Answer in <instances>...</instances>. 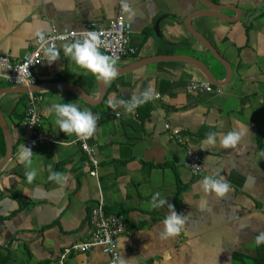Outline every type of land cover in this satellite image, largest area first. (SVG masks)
Listing matches in <instances>:
<instances>
[{
	"label": "crops",
	"instance_id": "0c3cea01",
	"mask_svg": "<svg viewBox=\"0 0 264 264\" xmlns=\"http://www.w3.org/2000/svg\"><path fill=\"white\" fill-rule=\"evenodd\" d=\"M129 2L134 15L124 13L136 53L118 60L114 80L79 68L64 56L65 42L56 48L59 60L45 56L35 68V84L15 86L0 77V115L15 148L4 166L0 151V264H61L62 256L63 264H111L100 246L66 251L90 237V213L100 201L126 225L116 264H165L166 254L167 264H256L264 253V244L255 243L264 231V0ZM122 12L120 0H0V55L19 59L37 30L106 25ZM203 80L216 90L188 89ZM149 89L152 99L132 112L120 104ZM30 94L42 96L44 129L64 140L77 134L55 124L54 104L75 101L101 115L90 139L97 167L79 144H42L32 148L37 176L28 181L18 153ZM232 130L241 139L224 148L220 140ZM209 132L218 133L214 145L206 143ZM188 147L203 153L200 176L185 165ZM51 171L67 179L50 180ZM207 175L223 176L229 192L206 193ZM156 192L186 217L174 237L161 238L171 210L150 206Z\"/></svg>",
	"mask_w": 264,
	"mask_h": 264
},
{
	"label": "built area",
	"instance_id": "2783aa9c",
	"mask_svg": "<svg viewBox=\"0 0 264 264\" xmlns=\"http://www.w3.org/2000/svg\"><path fill=\"white\" fill-rule=\"evenodd\" d=\"M87 31H95L101 37V50L106 54L118 57V60L136 53V47L131 43L132 26L122 12L115 19L104 25L102 23L88 22L81 29L59 30L53 27L48 34L43 33V39L36 36L35 44L27 50L19 59H13L9 55H0V77L6 78L11 84L33 85L37 81L35 68L45 60V50L49 47L57 48L60 43H70L82 38ZM188 89L196 93H208L216 90L209 81H191ZM219 89H217L218 91ZM220 91V90H219ZM159 96V94H157ZM28 107L23 117L25 127L24 143L31 148L42 144H79L87 156V161L98 165L94 145L90 143L91 137L81 138L78 135L71 140L60 138L55 132L45 130L42 122L40 102L42 96L30 94ZM175 137L183 144L178 130L174 131ZM185 165L196 176L204 172L203 153L198 147H188ZM91 235L86 241L77 243L66 251H89L93 247L100 246L104 252L111 256V264H116L119 258L117 250L118 238L126 231L125 222L116 214H108L105 211L104 202L100 201L90 213ZM61 257L60 263L63 264Z\"/></svg>",
	"mask_w": 264,
	"mask_h": 264
},
{
	"label": "clouds",
	"instance_id": "9594fccd",
	"mask_svg": "<svg viewBox=\"0 0 264 264\" xmlns=\"http://www.w3.org/2000/svg\"><path fill=\"white\" fill-rule=\"evenodd\" d=\"M122 11L134 15L133 9L129 0H120ZM35 35L43 39V32L37 30ZM64 56L70 57L74 63L81 69H85L93 74L98 80L108 83L118 76V57L106 54L101 51V37L95 31H87L82 38L76 39L73 42L65 43L63 45ZM46 59L52 63L59 60L60 51L55 47H49L45 50ZM151 90H145L141 96H133L130 101H120V104H125L128 112H132L136 107L148 102L152 99ZM109 104L113 101L109 100ZM55 113V124L59 129L66 134L75 133L81 138L91 137L97 130V123L101 119L99 113H93L90 109H82L75 101L59 102L53 105ZM218 133L209 132L206 137V143L214 145ZM241 139V134L232 130L227 132L220 140L224 148L235 147ZM33 149L26 144L20 146L18 158L21 163L25 165V175L29 182L35 180L37 170L32 167L33 164ZM51 168V165H49ZM50 180L57 183H63L67 176L59 171H51ZM202 187L207 193L214 190L215 194L219 197L225 196L230 190V184L223 176L207 175L202 180ZM167 205L171 210L164 220V229L161 232V238L167 239L174 237L182 232L186 222V217L183 213L176 211L175 205L170 203L167 198L161 197L160 192H156L151 200L150 206L152 208H162ZM126 238H122L124 240ZM257 245L264 244V231H260L255 237ZM168 256L164 257V262L167 264ZM120 264H128L125 259L120 260Z\"/></svg>",
	"mask_w": 264,
	"mask_h": 264
},
{
	"label": "water",
	"instance_id": "95a60500",
	"mask_svg": "<svg viewBox=\"0 0 264 264\" xmlns=\"http://www.w3.org/2000/svg\"><path fill=\"white\" fill-rule=\"evenodd\" d=\"M206 44V46L212 51V53L215 55V57L220 61L222 62L224 65H225V62L223 60V58H221L216 52L215 50L213 49L212 45L209 44L208 42H204ZM0 124L4 130V133H5V137H6V145H7V149H6V154H5V157L2 161V164L3 166L9 161V159H11V157L13 156L14 154V142H13V139L10 137V134H9V129H8V126L6 125V122L5 120L3 119V117L0 115ZM1 169V168H0Z\"/></svg>",
	"mask_w": 264,
	"mask_h": 264
},
{
	"label": "trees",
	"instance_id": "16d2710c",
	"mask_svg": "<svg viewBox=\"0 0 264 264\" xmlns=\"http://www.w3.org/2000/svg\"><path fill=\"white\" fill-rule=\"evenodd\" d=\"M0 151L3 153V155L6 152V140H5L4 131H3L1 124H0ZM255 260H256V264H264V253L262 255H259ZM1 261L3 263L6 262L5 259H1Z\"/></svg>",
	"mask_w": 264,
	"mask_h": 264
},
{
	"label": "bare ground",
	"instance_id": "6f19581e",
	"mask_svg": "<svg viewBox=\"0 0 264 264\" xmlns=\"http://www.w3.org/2000/svg\"><path fill=\"white\" fill-rule=\"evenodd\" d=\"M132 35V34H131ZM135 47V46H134ZM3 78V77H2ZM8 83H10L11 84V82L10 81H8L6 78H4ZM211 83V82H210ZM212 84V83H211ZM12 85H15V86H21V85H19V84H13L12 83ZM90 218H91V216H90ZM90 218H89V221H90ZM89 224H90V222H89ZM125 228H126V225H125ZM126 232V231H125Z\"/></svg>",
	"mask_w": 264,
	"mask_h": 264
}]
</instances>
